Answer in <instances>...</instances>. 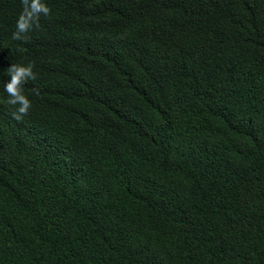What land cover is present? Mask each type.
<instances>
[{"label": "trees", "instance_id": "obj_1", "mask_svg": "<svg viewBox=\"0 0 264 264\" xmlns=\"http://www.w3.org/2000/svg\"><path fill=\"white\" fill-rule=\"evenodd\" d=\"M44 2L0 0V264H264V0Z\"/></svg>", "mask_w": 264, "mask_h": 264}, {"label": "clouds", "instance_id": "obj_2", "mask_svg": "<svg viewBox=\"0 0 264 264\" xmlns=\"http://www.w3.org/2000/svg\"><path fill=\"white\" fill-rule=\"evenodd\" d=\"M21 3L22 11L17 19L12 39L27 43L30 39L28 33L40 27L41 16L50 17L51 9L44 0H21ZM33 69L34 64L31 62L12 63L7 68V74L10 76V80L5 83V91L9 97L7 104L15 106L12 116L17 121L22 120L32 106V101L23 91V85L29 80H36L37 76ZM33 91L39 94L38 89Z\"/></svg>", "mask_w": 264, "mask_h": 264}]
</instances>
